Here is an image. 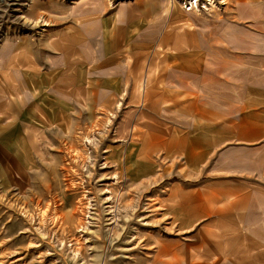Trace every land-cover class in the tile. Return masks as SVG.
<instances>
[{
  "label": "rangeland",
  "instance_id": "rangeland-1",
  "mask_svg": "<svg viewBox=\"0 0 264 264\" xmlns=\"http://www.w3.org/2000/svg\"><path fill=\"white\" fill-rule=\"evenodd\" d=\"M190 1L0 0V43L54 58L78 36L83 89L2 132L0 264H211L209 232L264 264V232L235 240L220 217L242 177L264 198V0ZM119 16L122 55L103 65L87 28Z\"/></svg>",
  "mask_w": 264,
  "mask_h": 264
},
{
  "label": "crops",
  "instance_id": "crops-1",
  "mask_svg": "<svg viewBox=\"0 0 264 264\" xmlns=\"http://www.w3.org/2000/svg\"><path fill=\"white\" fill-rule=\"evenodd\" d=\"M173 10L167 11L165 7L164 14L169 15ZM138 13L144 17V20L148 19V11L141 10ZM119 18L121 16L116 20L110 17L107 24L101 26L100 37H96L92 28H87V35L89 34L88 41L86 40L87 43L93 48L96 46V51L100 47L102 55L107 57L103 65L109 62H112L113 66L118 65V57L122 55L124 44L121 43L123 38H120V33L121 31L123 32V23H121ZM76 38L71 37L69 44H66V40L65 44L60 43L58 45V55L54 58L51 57L53 55H50V53L38 50L36 44L26 38L20 41L0 43V139L5 129L12 131L14 127L12 135H19L18 125L20 123L32 122L34 124L36 101L45 97L46 93L49 94L52 91L62 99H75L76 101L82 98L83 89L80 86L82 68L78 58L81 52V41H76ZM203 53V56H206V53L210 52L203 49ZM84 96L86 95L84 94ZM256 112L259 111L257 110ZM5 135L11 136V133L9 132ZM259 148L264 150V142L260 143ZM241 179H243L244 184L245 182L249 184H245V187L237 186L236 184L233 191L229 189L224 194V203L231 196H234V213L230 215L222 214L220 217L234 226L230 232H233L235 240L240 235H243L245 238L251 239V243H254L253 241H258L260 238L259 233L264 232V198L258 197L259 195L255 194V189L249 187L252 180L251 176L242 177ZM258 200L259 205L261 204L259 207L256 205ZM225 208L228 207L226 206ZM258 208L262 209V211L256 212ZM186 215L190 216L187 213ZM218 231L222 233L221 236L225 234L221 228ZM215 234L213 232L207 234L209 236L208 240L212 244L207 243L206 239L205 244L199 245V247L204 249V257H208L210 260L213 256L216 257L211 261V264H249V262L245 261L246 258L243 259L244 256H242V259L238 257L240 246L235 247L234 254H236V257H233L229 252H219V249L225 250L226 248L228 250L231 248L229 246L225 247V244L222 245L221 242L218 244V242L214 241L213 238H217ZM248 234H251L249 235L250 237H247ZM230 238H233L232 234ZM262 247H264L263 240L254 244L253 249L258 250ZM248 256L250 264H253L255 261L254 256L250 254ZM224 258L225 260H223Z\"/></svg>",
  "mask_w": 264,
  "mask_h": 264
},
{
  "label": "bare ground",
  "instance_id": "bare-ground-1",
  "mask_svg": "<svg viewBox=\"0 0 264 264\" xmlns=\"http://www.w3.org/2000/svg\"><path fill=\"white\" fill-rule=\"evenodd\" d=\"M170 6H169V8H170V10H171V8H173L174 9V7H175V3L176 2H174V0H170ZM197 1H190V3L189 4H187V6H189V8L187 9L188 11H193L194 9H197L198 8V5H197ZM48 23L46 22L45 23V25H47Z\"/></svg>",
  "mask_w": 264,
  "mask_h": 264
}]
</instances>
